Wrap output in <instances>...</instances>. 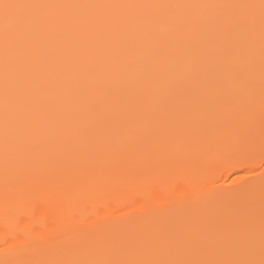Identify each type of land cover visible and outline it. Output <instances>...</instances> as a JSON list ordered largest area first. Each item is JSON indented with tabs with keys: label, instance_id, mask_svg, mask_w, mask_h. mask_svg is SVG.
I'll list each match as a JSON object with an SVG mask.
<instances>
[{
	"label": "bare ground",
	"instance_id": "bare-ground-1",
	"mask_svg": "<svg viewBox=\"0 0 264 264\" xmlns=\"http://www.w3.org/2000/svg\"><path fill=\"white\" fill-rule=\"evenodd\" d=\"M2 3L27 7L7 21L0 9V264L260 259L264 140L206 165L170 150L194 101L187 78L227 56L263 57L264 0ZM246 6L255 15L244 20ZM151 147L163 163L150 164ZM240 171L233 186L260 178L240 190L214 182ZM29 194L44 212L17 225Z\"/></svg>",
	"mask_w": 264,
	"mask_h": 264
},
{
	"label": "rangeland",
	"instance_id": "rangeland-1",
	"mask_svg": "<svg viewBox=\"0 0 264 264\" xmlns=\"http://www.w3.org/2000/svg\"><path fill=\"white\" fill-rule=\"evenodd\" d=\"M240 5L244 6L247 4H240ZM240 5H238L237 7L239 8ZM252 11L253 9L251 7L246 6L245 8L241 9L239 15L241 19L243 18L244 20H246V18L248 19V17H250L252 14L255 13V12L253 13ZM244 20L242 23H244ZM252 23L253 21L250 22L249 25L247 26L245 25V27H243L244 31L242 29V32L243 33L249 32L250 29L252 28V27L250 28L249 26H251ZM261 23L262 25H264V15L259 24ZM245 24H247L246 21ZM259 24L257 26H259ZM226 26H227V21L226 22L224 21V24L221 26V30L224 31V28ZM221 37L225 41L229 38V36L225 31L221 35ZM187 81L189 82L191 88L193 89L194 101L191 104V107L188 105L190 108L187 106L188 108L184 109L185 111L182 109L184 111L183 117L180 114V116L182 117L180 118L182 120H180L181 127L178 128L180 130L178 135L179 137H181V140L183 139V142L180 140L181 142L177 143L176 145L173 144L174 146H172L171 147L172 150H170V153H172V151L175 152V150H177L175 149L177 145H180L179 147L181 148V150L179 148L178 150L179 152L177 151L179 154L177 153H175L174 155L171 154V157L172 156L174 157V158L172 157L173 159L178 158L177 161L175 160L176 163L189 162L197 165H206L215 159L214 158L215 155L219 156L220 154L223 155V153L230 154L233 153V151L235 152V151L247 149L251 147L250 145H254V146L263 145L262 144L264 140L263 137L254 139L255 141L250 137H252L251 135H253V132L256 131V129H260L264 134V117H263V122L260 124V127L255 126L259 124L254 125L253 122H251V121H255V119L253 120L255 114L261 113L262 116L264 115V55L260 59H244V58H235L233 56H227L224 59L211 61L204 69L201 68L200 71H197L194 77L187 78ZM178 111L179 110H176L175 112ZM175 115L179 116L178 113ZM258 116L261 115L259 114ZM250 122L252 124H250ZM177 123H172V125L165 124V121L163 123V119H160L161 126H166V128L168 129L172 128V126H175ZM198 138L200 140L198 142V145L200 143V146L196 148L197 144L195 145V143H197L196 140ZM184 140H186L187 142L186 141L184 142ZM178 141L179 140H177V142ZM255 142H257L258 145ZM151 143L153 144V142H150V144ZM152 147L150 148V154H151L150 164L152 163L156 164L158 162L163 163L164 157H162L163 159L162 160L160 157L155 155L156 153L152 154V152L154 153L155 150L152 149ZM166 159L167 157H165V160ZM169 160H168L169 164L167 163V161L165 163L168 168L166 172L168 173V176L174 174L175 172L173 166H170V163L172 164L174 160H172L173 162H169ZM246 174L249 173L247 171H240L237 172L236 174L230 175L231 177L230 176L221 177V179L216 178L214 182H216L215 184L218 183V185L226 182L229 183L228 185L230 186L228 190L231 189L234 190V188L235 190H237L238 188H239L238 190H240L241 188H246V185L252 182L253 180H256V178H260V177L248 178L240 182L241 185L237 184L233 186V184H235L238 181V179L239 180L241 179L240 178L241 176H244ZM198 176H200V173H192L191 176L188 178L190 179V181H195ZM227 220H225V222ZM229 221L232 222V220ZM250 222L245 224L248 225ZM224 224L226 225V223ZM230 224L232 225V223ZM249 225H252V223ZM249 225H248V229H250L251 227L253 228V226H249ZM220 228L221 230H223L221 226ZM228 229L227 231H229L230 233V231L232 230H228ZM183 242H184V246L186 247L188 245L186 243L187 242L186 239ZM223 243H218L217 247L222 245Z\"/></svg>",
	"mask_w": 264,
	"mask_h": 264
},
{
	"label": "snow or ice",
	"instance_id": "snow-or-ice-1",
	"mask_svg": "<svg viewBox=\"0 0 264 264\" xmlns=\"http://www.w3.org/2000/svg\"><path fill=\"white\" fill-rule=\"evenodd\" d=\"M27 7L26 5L16 3H2L0 9L3 10V15L7 21L13 12L17 9ZM30 201L28 207L17 214L15 220L17 225H23L27 219L39 214H43L46 200L38 194H29L27 197ZM18 264H264V249H262L259 260L248 259L243 261L233 262H208V261H145V262H120V261H68V260H30L20 261Z\"/></svg>",
	"mask_w": 264,
	"mask_h": 264
}]
</instances>
